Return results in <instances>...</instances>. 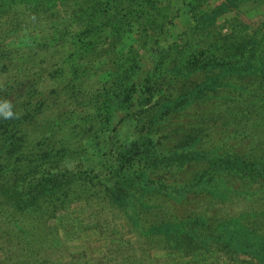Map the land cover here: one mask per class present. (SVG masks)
Returning <instances> with one entry per match:
<instances>
[{"label": "trees", "instance_id": "1", "mask_svg": "<svg viewBox=\"0 0 264 264\" xmlns=\"http://www.w3.org/2000/svg\"><path fill=\"white\" fill-rule=\"evenodd\" d=\"M237 1L0 0V264H264V12Z\"/></svg>", "mask_w": 264, "mask_h": 264}, {"label": "rangeland", "instance_id": "2", "mask_svg": "<svg viewBox=\"0 0 264 264\" xmlns=\"http://www.w3.org/2000/svg\"><path fill=\"white\" fill-rule=\"evenodd\" d=\"M217 2H219V0H217ZM261 2L263 1H259V3L254 4L253 2H251V0H238L231 6L230 12L226 13V11L223 14L226 13L225 15L227 16L235 15L238 18L241 17V19H243L245 22L249 23L252 26H255L257 25L258 20L261 18V13L264 12V2ZM254 5L257 8L251 10L250 12H245L246 9H249Z\"/></svg>", "mask_w": 264, "mask_h": 264}, {"label": "clouds", "instance_id": "3", "mask_svg": "<svg viewBox=\"0 0 264 264\" xmlns=\"http://www.w3.org/2000/svg\"><path fill=\"white\" fill-rule=\"evenodd\" d=\"M0 113H2L5 119L11 118L13 116L11 105L7 101L0 103Z\"/></svg>", "mask_w": 264, "mask_h": 264}]
</instances>
